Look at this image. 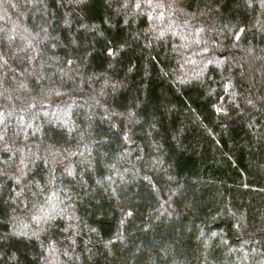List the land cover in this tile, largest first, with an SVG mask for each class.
Wrapping results in <instances>:
<instances>
[{"label":"trees","instance_id":"obj_1","mask_svg":"<svg viewBox=\"0 0 264 264\" xmlns=\"http://www.w3.org/2000/svg\"><path fill=\"white\" fill-rule=\"evenodd\" d=\"M0 264H264V0H0Z\"/></svg>","mask_w":264,"mask_h":264}]
</instances>
